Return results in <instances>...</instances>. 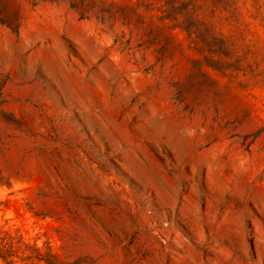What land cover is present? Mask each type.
<instances>
[{"label": "rangeland", "instance_id": "374dc122", "mask_svg": "<svg viewBox=\"0 0 264 264\" xmlns=\"http://www.w3.org/2000/svg\"><path fill=\"white\" fill-rule=\"evenodd\" d=\"M201 16L163 49L0 0V230L61 264H264V0Z\"/></svg>", "mask_w": 264, "mask_h": 264}, {"label": "trees", "instance_id": "16d2710c", "mask_svg": "<svg viewBox=\"0 0 264 264\" xmlns=\"http://www.w3.org/2000/svg\"><path fill=\"white\" fill-rule=\"evenodd\" d=\"M71 3L81 18L96 19L110 31L119 24L129 29L130 42L134 37L141 44L149 46L162 45L166 49L178 27L179 15L184 18V27L189 21L194 25L209 26V22L201 16L206 2L215 4L220 0H64ZM36 2H33L35 4ZM2 23L17 33L20 24L10 25L5 17ZM0 109L4 112L5 99L0 89ZM0 185H10L2 182ZM4 204L0 200V208ZM0 261L4 264H61L59 258L51 253L44 255L41 249L32 245L21 235L13 234L10 230H0Z\"/></svg>", "mask_w": 264, "mask_h": 264}]
</instances>
